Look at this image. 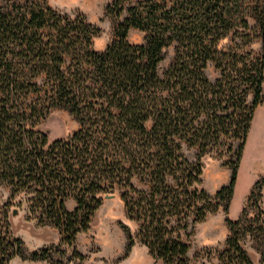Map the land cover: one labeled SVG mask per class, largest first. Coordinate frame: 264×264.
<instances>
[{"label": "trees", "instance_id": "16d2710c", "mask_svg": "<svg viewBox=\"0 0 264 264\" xmlns=\"http://www.w3.org/2000/svg\"><path fill=\"white\" fill-rule=\"evenodd\" d=\"M105 11L117 20L114 36L96 50L99 29L84 14L71 17L48 0H0V185L25 194L33 219L74 250L101 194L117 192L136 224L134 232L122 225L126 252L139 242L166 264H189L183 235L217 210L215 198H231L254 109L264 102V0H113ZM131 29L144 33L142 43L128 40ZM226 37L231 44L220 46ZM253 38L259 54L240 50ZM173 43L160 77L163 49ZM208 62L220 70L214 82ZM54 108L79 127L49 141L37 126ZM222 133L241 143L228 185L212 197L200 186L202 163L182 146L204 153ZM229 227L223 264H254L241 244L248 229L238 220ZM50 250L27 253L0 229V264L49 259Z\"/></svg>", "mask_w": 264, "mask_h": 264}, {"label": "rangeland", "instance_id": "374dc122", "mask_svg": "<svg viewBox=\"0 0 264 264\" xmlns=\"http://www.w3.org/2000/svg\"><path fill=\"white\" fill-rule=\"evenodd\" d=\"M113 0H48V3L61 13L71 17L79 13L85 15L87 21L98 27V33L93 37V47L103 50L113 39L117 20L107 14L105 8ZM251 27L255 22L247 16ZM250 31L253 36L254 32ZM144 33L131 29L128 40L132 43H142ZM236 43L240 40L234 38ZM230 37L220 41V46L230 45ZM240 50L249 55L261 52V43L253 38L248 44H241ZM163 58L158 63L157 72L163 77L165 69L174 56V43L163 49ZM205 74L214 82L220 77V70L213 62H208ZM246 103L252 102V92L247 90ZM150 124V123H149ZM79 127L78 121L64 108L52 109L40 122L37 128L46 133L49 141L66 138ZM241 136H231L222 133L213 145L206 147L204 153H199L197 146L183 144L184 155L192 162L202 163L201 187L210 196L223 186L228 185L232 167ZM238 162L237 178L234 191L229 200L224 196L215 198L218 208L215 212L188 229L183 235L190 248L187 253L189 264H223L227 262L223 253L226 249L225 240L229 235V221H239L244 225L247 234L241 238V244L254 264H264V102L253 112L250 127ZM256 185V186H255ZM253 191L252 196H249ZM112 198L101 194V203L90 218L89 229L76 236L75 250L73 246L58 244L60 235L52 225H40L33 219L26 206V195L23 193L11 196L10 189L0 185V229H7L13 237L23 241V249L29 253L35 249L51 248L49 259L31 260L19 256L13 257L8 264H166L152 257L147 248L136 242L126 252V235L122 228L126 224L132 232L136 224L125 215L124 203L117 192ZM76 202L70 198L66 207L73 210ZM16 211V213H14Z\"/></svg>", "mask_w": 264, "mask_h": 264}, {"label": "water", "instance_id": "95a60500", "mask_svg": "<svg viewBox=\"0 0 264 264\" xmlns=\"http://www.w3.org/2000/svg\"><path fill=\"white\" fill-rule=\"evenodd\" d=\"M114 196H115L114 193H106V194H104V197H105V198H112V197H114ZM14 213H16V211H14Z\"/></svg>", "mask_w": 264, "mask_h": 264}]
</instances>
